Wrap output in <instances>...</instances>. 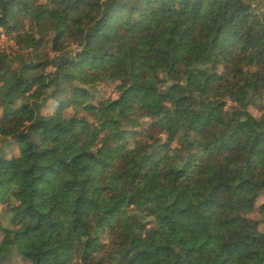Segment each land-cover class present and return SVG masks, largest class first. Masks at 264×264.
Returning a JSON list of instances; mask_svg holds the SVG:
<instances>
[{
	"label": "trees",
	"instance_id": "16d2710c",
	"mask_svg": "<svg viewBox=\"0 0 264 264\" xmlns=\"http://www.w3.org/2000/svg\"><path fill=\"white\" fill-rule=\"evenodd\" d=\"M0 28V264H264V0H0Z\"/></svg>",
	"mask_w": 264,
	"mask_h": 264
},
{
	"label": "rangeland",
	"instance_id": "374dc122",
	"mask_svg": "<svg viewBox=\"0 0 264 264\" xmlns=\"http://www.w3.org/2000/svg\"><path fill=\"white\" fill-rule=\"evenodd\" d=\"M0 31L2 32L0 34V50H6V51H12L13 49H16L13 34L9 35L3 31L2 28H0ZM96 92H97V99H103L107 97H116L118 92L116 91L114 85H98L96 87ZM263 103H264V97H263ZM264 108L260 106H251L250 111L255 115V116H260L263 113ZM72 113L71 109H67L65 111L57 112L55 109L49 107H43L41 114L45 116L46 118L55 116L56 118L60 119L64 116H69ZM6 198H2V202H0V212H3L5 209V202ZM261 202H264V195L260 196L259 199L256 201L255 206L257 207ZM156 233L158 235H164L166 233V221L163 220L161 221L160 224L155 225ZM18 262H25V260L21 257L17 258Z\"/></svg>",
	"mask_w": 264,
	"mask_h": 264
}]
</instances>
